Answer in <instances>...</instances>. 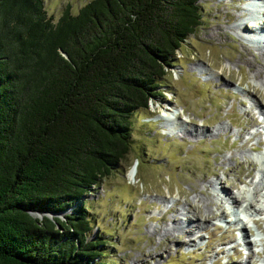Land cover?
<instances>
[{
    "label": "trees",
    "instance_id": "1",
    "mask_svg": "<svg viewBox=\"0 0 264 264\" xmlns=\"http://www.w3.org/2000/svg\"><path fill=\"white\" fill-rule=\"evenodd\" d=\"M199 24L198 0H89L55 21L0 0V264H101L83 197Z\"/></svg>",
    "mask_w": 264,
    "mask_h": 264
},
{
    "label": "rangeland",
    "instance_id": "2",
    "mask_svg": "<svg viewBox=\"0 0 264 264\" xmlns=\"http://www.w3.org/2000/svg\"><path fill=\"white\" fill-rule=\"evenodd\" d=\"M87 1L42 0L53 21ZM249 3L198 0L162 97L133 113L128 152L83 197L106 240L97 262L264 264V40L245 30ZM165 107L181 128L155 119Z\"/></svg>",
    "mask_w": 264,
    "mask_h": 264
},
{
    "label": "bare ground",
    "instance_id": "3",
    "mask_svg": "<svg viewBox=\"0 0 264 264\" xmlns=\"http://www.w3.org/2000/svg\"><path fill=\"white\" fill-rule=\"evenodd\" d=\"M251 3L252 2H255V6L253 7H250V14L251 15V19H254L255 22H252V23H255V25L251 24V27H247L245 28L246 32H249L250 34H252L253 36H255V38L257 39H261V40H264V24L260 23V21H258V19H261L263 16H264V0H249ZM256 6H261L262 7V10H260L259 13H256L254 11V8ZM250 17V16H249ZM249 21V20H248ZM256 34V35H255ZM260 71V70H259ZM258 73V72H257ZM261 73V71H260ZM259 74V73H258ZM171 108V107H170ZM169 107H165V108H161V113L160 114H157L155 115V119H161L163 118L165 121H167V124L169 126H171L172 129H174V127L176 126L181 128L179 121L177 120V118L175 117V113L173 112V110H171ZM135 173H136V167L135 166H131V169L129 170V177H134L135 176ZM231 200L234 199L230 198ZM236 200V199H234ZM246 202V201H245ZM243 202V203H245ZM244 206V205H243Z\"/></svg>",
    "mask_w": 264,
    "mask_h": 264
},
{
    "label": "water",
    "instance_id": "4",
    "mask_svg": "<svg viewBox=\"0 0 264 264\" xmlns=\"http://www.w3.org/2000/svg\"><path fill=\"white\" fill-rule=\"evenodd\" d=\"M61 53H62V55H63V56H65V57H66V55H65L63 52H61ZM133 166H134V165H133Z\"/></svg>",
    "mask_w": 264,
    "mask_h": 264
}]
</instances>
